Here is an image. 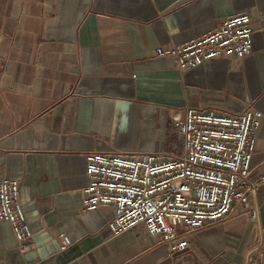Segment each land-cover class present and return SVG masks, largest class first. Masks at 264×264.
Wrapping results in <instances>:
<instances>
[{
  "label": "crops",
  "instance_id": "obj_1",
  "mask_svg": "<svg viewBox=\"0 0 264 264\" xmlns=\"http://www.w3.org/2000/svg\"><path fill=\"white\" fill-rule=\"evenodd\" d=\"M240 11L253 30L243 58L180 70L154 52ZM247 105L262 112L257 182L245 203L187 233V255L169 256L141 223L113 235L109 206L82 209L87 152L179 153L175 112ZM0 177L18 179L33 233L21 250L1 220L0 263L246 264L264 250V0H0Z\"/></svg>",
  "mask_w": 264,
  "mask_h": 264
},
{
  "label": "built area",
  "instance_id": "obj_2",
  "mask_svg": "<svg viewBox=\"0 0 264 264\" xmlns=\"http://www.w3.org/2000/svg\"><path fill=\"white\" fill-rule=\"evenodd\" d=\"M252 31L249 13L240 11L202 35L169 48L158 46L154 52L171 57L180 70L219 56L240 59L251 52ZM261 116L252 105L235 112L185 107L183 114H173L179 153L87 152L82 209L109 206L113 215L107 227L113 235L141 223L150 235L167 242L169 256L187 255L189 231L222 219L253 191L257 181L251 177V159ZM19 186L16 178L0 177V221L10 224L20 249L28 250L33 233ZM250 215L255 217L256 210ZM261 230L264 244V226ZM62 237L63 248L70 238ZM263 255L257 249L246 264H264Z\"/></svg>",
  "mask_w": 264,
  "mask_h": 264
}]
</instances>
